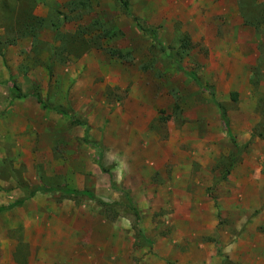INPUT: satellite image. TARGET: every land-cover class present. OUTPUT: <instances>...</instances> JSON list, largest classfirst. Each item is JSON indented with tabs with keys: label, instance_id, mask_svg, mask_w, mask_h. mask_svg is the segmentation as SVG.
Here are the masks:
<instances>
[{
	"label": "rangeland",
	"instance_id": "rangeland-1",
	"mask_svg": "<svg viewBox=\"0 0 264 264\" xmlns=\"http://www.w3.org/2000/svg\"><path fill=\"white\" fill-rule=\"evenodd\" d=\"M124 1L0 0V207L113 205L37 194L0 264H264V0Z\"/></svg>",
	"mask_w": 264,
	"mask_h": 264
},
{
	"label": "trees",
	"instance_id": "trees-1",
	"mask_svg": "<svg viewBox=\"0 0 264 264\" xmlns=\"http://www.w3.org/2000/svg\"><path fill=\"white\" fill-rule=\"evenodd\" d=\"M122 2V4L128 8V3H126L124 0H120ZM138 26L146 32L150 33V36L152 38V40L157 43L158 45L162 46L157 31L152 29L151 27H149L148 25H146L145 23H138ZM162 48H164L162 46ZM1 57L3 58V60L5 61L4 55L1 54ZM175 62L177 63L178 66H180V63L178 61V58H174ZM51 73V72H50ZM185 74L191 78L192 80L196 81L199 85L200 88H202L205 91H208L209 94L211 95L212 99L214 102H216L215 100V96H214V89L210 86H204L202 85L196 75L194 73H189V72H185ZM30 96H35L38 100H40L39 95L38 94H26V95H22L19 90L17 89L16 85L12 82V101L14 100H18V99H26ZM48 108V106H46ZM220 108V112H221V119L222 121L228 126L229 125V119L226 115V111L223 107H221L219 105ZM50 109H52L53 111H55L57 114L68 117L72 123L74 124H81V125H86L87 122L86 121H81L76 119L75 117V112L73 110L72 107H62V106H57V107H50ZM229 136L232 140L233 136L231 135V133H229ZM246 147V145L242 146L239 148V154L244 150V148ZM20 187L22 188H26L29 191V195L26 199L21 200V201H16L14 203H11L7 206H1L0 207V214L11 211L21 205H23L24 203H26L27 201L31 200L32 198H34L37 194L39 193H50V192H63L64 194H66V196H68L69 198H77V197H87L91 200L96 201L100 206L102 207H106L109 208L111 206H113L112 204L106 203L94 196H92L91 194L87 193V192H83V191H75V190H67L66 188L63 187H56V188H47V187H42V186H31V187H26L23 185H20ZM128 196V194H127ZM129 202V207L130 209H132L134 211V216L136 217V220H132L133 222V229L136 232L137 237H142V231L141 228L139 226V211L138 209L134 206L133 201L131 199L128 200ZM223 264H234L231 261H225Z\"/></svg>",
	"mask_w": 264,
	"mask_h": 264
}]
</instances>
